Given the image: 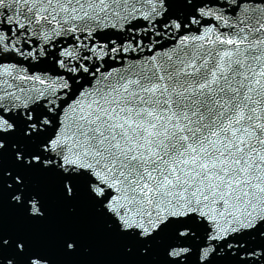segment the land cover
I'll use <instances>...</instances> for the list:
<instances>
[{
    "label": "snow or ice",
    "instance_id": "6c2138e0",
    "mask_svg": "<svg viewBox=\"0 0 264 264\" xmlns=\"http://www.w3.org/2000/svg\"><path fill=\"white\" fill-rule=\"evenodd\" d=\"M0 264H264V0H0Z\"/></svg>",
    "mask_w": 264,
    "mask_h": 264
}]
</instances>
